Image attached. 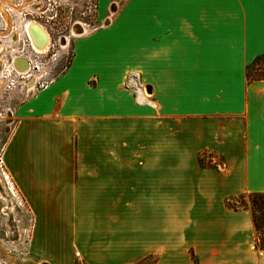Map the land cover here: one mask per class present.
<instances>
[{"label":"crops","instance_id":"crops-1","mask_svg":"<svg viewBox=\"0 0 264 264\" xmlns=\"http://www.w3.org/2000/svg\"><path fill=\"white\" fill-rule=\"evenodd\" d=\"M108 1L58 78L15 90L5 166L47 262L26 264H264L251 213L229 207L264 193V81L246 76L264 0H133L102 21ZM207 150L223 172L200 164Z\"/></svg>","mask_w":264,"mask_h":264},{"label":"rangeland","instance_id":"rangeland-1","mask_svg":"<svg viewBox=\"0 0 264 264\" xmlns=\"http://www.w3.org/2000/svg\"><path fill=\"white\" fill-rule=\"evenodd\" d=\"M98 1L99 0H50L48 2L47 0H45V4L47 3L46 5L52 4L55 7V12L54 13L48 12V14L51 13L52 15H55L58 13V17L56 19L59 20L55 22L56 24L55 26L50 25V28L51 27L54 28L52 32L53 34L52 41L50 38V45H49L50 49L48 48L47 51L44 52L43 55L39 57V65L36 75L40 81V84L43 82V80L47 78L49 80L51 78L53 79L58 78L69 66L73 56L74 42L79 37H74L71 36L70 34L71 37H68L69 38L68 42L61 41L60 37L63 35L68 36L69 30L74 22L76 21L87 22L89 26H85L83 24L86 28V33L98 29L100 25L99 23L100 18L98 17V13L100 11ZM132 1L133 0H109L106 3L107 5L104 6L102 21H104L108 16L110 17L111 14L112 15L116 14L112 18L113 21L114 20L116 21L117 19L120 18L121 15L126 13L128 6ZM112 3L114 4L111 7V13H110L109 6ZM45 4L42 3L40 7L43 8ZM13 5L16 4L13 3ZM112 10H114V13H112ZM82 11L86 12V17L88 18L82 15ZM41 12H42L41 10L38 12V16H42ZM7 20H9V14ZM109 22H111V18H109L106 21L107 24ZM86 33H83V35ZM27 37L29 38L28 34ZM1 47L5 49L4 50L5 53L8 54V59H10V55L11 56L18 55L20 49L19 44L14 45L13 43H9V42L3 44ZM6 83L7 85L11 86L12 89L8 88L7 86L5 90L0 88V92L4 94L3 98L2 96L0 97V113L2 114L0 116V149L6 144L9 138V135L11 133V130L15 122V115H16L15 108L19 104V100H17V94H16L17 92L15 91V89H13V86L9 80H7ZM144 88L147 95L152 97L153 94L150 95L147 92V88L146 87ZM9 109L13 111V114L11 112H8ZM181 132L183 139L186 138V140L183 141V144L189 143L190 144L189 146H191L192 138H193L191 136V132L187 131L186 133L185 130H182ZM174 134H175V126L173 124H168L167 140H166L168 147L175 146L176 141L178 142V140L175 139ZM193 144H195L194 139H193ZM202 158L204 164L213 161L212 167L216 170H219V172H223L225 170L224 156L220 154H215L207 150L202 152ZM212 167H208V168H212ZM1 180L2 179L0 175V183ZM0 185H1L0 186V221L3 224L1 228L5 230L4 235L0 237L1 238L0 263L26 264V263L42 262L33 259V253L31 250L30 241H31V233H32L31 231L33 230L34 224L33 221L27 218L28 215L25 211L27 210L26 206L20 207L19 204L17 203V200L10 193L9 189L5 187L3 183H1ZM233 196H235V198L229 204V207L233 210L245 209L251 213L253 219V208H252L253 203L251 199V194L243 193V194H236ZM260 223L262 226V232L258 234L255 230V245L261 250H264V219L260 220ZM257 245H259L260 247ZM155 260L154 258L151 257L146 261L141 262V264H153Z\"/></svg>","mask_w":264,"mask_h":264},{"label":"flooded vegetation","instance_id":"flooded-vegetation-1","mask_svg":"<svg viewBox=\"0 0 264 264\" xmlns=\"http://www.w3.org/2000/svg\"><path fill=\"white\" fill-rule=\"evenodd\" d=\"M4 1H7V0H4ZM8 1L15 3L18 7H20V9L24 5V2H26L25 0H8ZM47 1L49 2L50 0H47ZM42 3L45 4V0L27 1L26 7L23 10H19V11L13 10L12 7L6 4H3V8L5 12L9 14V20L5 18L0 8V33H1L0 35V74L3 72L4 67L6 66V63L10 61L12 62L14 57L21 55L24 58H26V56L30 55L31 48L29 47L30 41H29V38L27 37V33L25 30L26 24L32 23V24H37V25L39 24L43 26V28H45V30L48 32V35L50 36L51 41H52V38H53L52 32L54 28L53 27L50 28V25H53V26L56 25L55 22L59 20V19L58 20L56 19L58 17V13L55 15H52L51 13L48 14V12H52V13L55 12L54 5L52 4L46 5L47 4L46 3L45 6L41 8L40 5ZM40 10L42 11L41 12L42 16H38V12ZM77 13H80V12H77ZM82 15L86 17V12L82 11ZM78 23H82L85 26H89L87 22L76 21L71 26L68 36L63 35L60 37V40L65 42V37H70L71 29L73 28V26H75ZM8 42L13 43L14 45L15 44L20 45L18 55H15V56L10 55V59H8V54H6L4 51L5 49L1 47L3 44L8 43ZM37 66L38 64L33 67H35L36 69ZM35 72H37V70H35ZM31 84L32 83H30V85ZM3 95L4 94L0 92V97L2 96L3 98L4 97ZM1 115L2 114L0 113V116ZM2 226L3 224L0 221V237H2V235H4V232H5V230L1 228Z\"/></svg>","mask_w":264,"mask_h":264},{"label":"built area","instance_id":"built-area-1","mask_svg":"<svg viewBox=\"0 0 264 264\" xmlns=\"http://www.w3.org/2000/svg\"><path fill=\"white\" fill-rule=\"evenodd\" d=\"M29 47L31 48L30 55L26 56L25 58L27 61L26 70L17 71L13 65V61L6 63L3 72L0 74V82L2 83V87H1L2 89L5 90L7 87L12 89L11 86L7 85L6 83L7 80L10 81V83L13 86V89L24 88L26 89L27 92H31V93L39 89L46 88L53 82L54 80L53 78H51L50 80L47 78L43 80V82L40 84V81L37 78L35 72V70H38L37 69L38 66L36 67V69L33 66H36L37 64L39 65V57L43 54H38L30 43H29ZM30 83H32L31 84L32 86L29 88L28 86H30ZM8 112H11L13 114V111L11 109H9ZM4 155H5V145L0 149V175L2 179L1 183H3L4 186L9 189L10 193L17 200V203L19 204L20 207L25 206V204L22 202L20 195L18 194V191L15 187V183L12 177L9 175V173L6 170Z\"/></svg>","mask_w":264,"mask_h":264},{"label":"bare ground","instance_id":"bare-ground-1","mask_svg":"<svg viewBox=\"0 0 264 264\" xmlns=\"http://www.w3.org/2000/svg\"><path fill=\"white\" fill-rule=\"evenodd\" d=\"M26 2H24V5L21 7H18L16 5H13V3L11 1H4V0H0V8L5 16L6 19H8V14L5 12L4 8H3V4H6L10 7H12L14 10H23L26 7L27 1L30 0H25ZM112 13H114V10H112ZM26 33L29 36V41L31 46L37 51L38 54H43L44 52L47 51V49L49 48L50 45V36L48 35V32L45 30V28H43V26L41 25H37V24H26ZM83 33H86V28L83 24L78 23L75 26H73V28L71 29V36L74 37H81L83 35ZM40 36V38L38 37ZM70 36V37H71ZM68 37H65V41L68 42ZM25 58L22 56H18V57H14L13 58V65L16 68L17 71H21L20 69L22 68V70L24 71V62H25ZM130 78V77H129ZM129 84L132 86L133 90H134V94H135V100L136 103L139 105L144 104L148 99L149 96L147 95L146 91H145V86L143 87L140 83V80L138 79L137 75L132 76L129 79ZM136 88V89H135ZM39 263H47L46 261L43 262H39Z\"/></svg>","mask_w":264,"mask_h":264},{"label":"trees","instance_id":"trees-1","mask_svg":"<svg viewBox=\"0 0 264 264\" xmlns=\"http://www.w3.org/2000/svg\"><path fill=\"white\" fill-rule=\"evenodd\" d=\"M246 76L250 82L264 81V54L256 57L255 60L247 67ZM199 161L203 167H212L213 165V161L211 160L210 163L204 164L202 153L199 155ZM251 199L253 203V224L256 232L260 234V232H262L260 220L264 219V193L251 194Z\"/></svg>","mask_w":264,"mask_h":264},{"label":"water","instance_id":"water-1","mask_svg":"<svg viewBox=\"0 0 264 264\" xmlns=\"http://www.w3.org/2000/svg\"><path fill=\"white\" fill-rule=\"evenodd\" d=\"M38 37L40 38V36H38ZM24 63H25V64H24L23 68H24V70H26V68H27V61L25 60ZM20 70L23 71L22 68H21ZM147 92H150V90L148 89Z\"/></svg>","mask_w":264,"mask_h":264}]
</instances>
